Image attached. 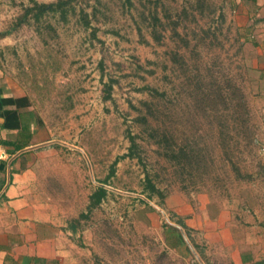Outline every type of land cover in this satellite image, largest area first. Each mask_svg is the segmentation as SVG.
Returning a JSON list of instances; mask_svg holds the SVG:
<instances>
[{
  "label": "rangeland",
  "instance_id": "1",
  "mask_svg": "<svg viewBox=\"0 0 264 264\" xmlns=\"http://www.w3.org/2000/svg\"><path fill=\"white\" fill-rule=\"evenodd\" d=\"M34 1L56 0H0V31ZM242 3L80 0L67 20L0 39V67L39 119L38 197L80 264H234L213 235L222 210L239 249L264 261V57L259 32L239 27ZM102 180L108 196L89 211Z\"/></svg>",
  "mask_w": 264,
  "mask_h": 264
},
{
  "label": "crops",
  "instance_id": "2",
  "mask_svg": "<svg viewBox=\"0 0 264 264\" xmlns=\"http://www.w3.org/2000/svg\"><path fill=\"white\" fill-rule=\"evenodd\" d=\"M242 4L250 10L246 9L248 15L239 27L244 32H259L255 34V44L263 58L264 0H243ZM17 90L0 67V91L4 96H22ZM19 112L22 124L16 129L4 128V118L0 116V162H5L0 170V264H80L74 259L65 233L55 229L54 222L46 217L44 204L36 191L37 178L28 158L40 142L39 119L33 113L32 105L19 109ZM229 213L222 210L214 216L213 220L220 218V230L213 233L214 237H218L225 246L233 247L231 255L234 264L263 261L257 255L259 252L252 254L256 251L239 249L240 239L229 222ZM189 217L185 218L188 224Z\"/></svg>",
  "mask_w": 264,
  "mask_h": 264
},
{
  "label": "trees",
  "instance_id": "3",
  "mask_svg": "<svg viewBox=\"0 0 264 264\" xmlns=\"http://www.w3.org/2000/svg\"><path fill=\"white\" fill-rule=\"evenodd\" d=\"M80 0H56L53 2H39L34 1L32 5L26 6L24 9V13L17 19L16 24L13 26V28L9 30L0 31V39L4 38L6 35L12 33L14 30H16L19 26L22 24L28 22L30 19H34L36 21H40L44 16L50 15V14H58L63 20H67L68 14L72 11H75L76 4ZM128 2H132V0H127ZM160 1V0H157ZM162 1V0H161ZM157 9V8H156ZM155 9V12L153 14V20L152 22V32H157L156 23L161 22L162 19L157 14V10ZM86 25L90 24V21L86 20ZM264 76V74L262 73ZM147 104V102H146ZM31 105V100L28 96H20V97H14V96H4L2 91H0V116L4 118V122L2 126L6 129H16L20 128L22 124L21 115L19 112V109L26 108ZM15 107V108H12ZM155 129V128H153ZM155 132L158 134L159 129H156ZM164 137H167V134H163ZM132 145L130 146L131 153L133 154L138 149V143L136 141L135 136L131 134L130 136ZM166 139V138H164ZM168 140V139H166ZM163 140H159V143L163 144ZM163 146V145H162ZM25 147L24 146H18L17 149H21ZM164 148L166 150V153L170 152V154H166L168 157H172L176 155V151L174 147L168 142L166 145H164ZM5 162H0V170L4 168ZM147 185L144 187V193L146 194V197L149 200H153L154 195L157 193H160L159 188L154 184L152 178L148 175L146 178ZM107 180H102L101 184L97 186L96 190L91 194L90 196V203L88 205V210L92 211L94 208L99 206L108 196L109 190L106 188ZM78 219H73L70 221V228L73 233L77 232L78 226H77ZM179 224L185 229L186 234L188 237L192 240L191 231L194 229L191 227L187 222L186 219L181 217L179 220ZM181 239L183 240V236H181ZM194 246L198 248L197 244L194 243ZM256 264H264V261H259Z\"/></svg>",
  "mask_w": 264,
  "mask_h": 264
}]
</instances>
